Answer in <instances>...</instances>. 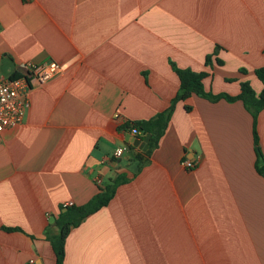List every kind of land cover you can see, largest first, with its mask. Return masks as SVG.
<instances>
[{"label":"crops","instance_id":"0c3cea01","mask_svg":"<svg viewBox=\"0 0 264 264\" xmlns=\"http://www.w3.org/2000/svg\"><path fill=\"white\" fill-rule=\"evenodd\" d=\"M46 61L63 73L33 88L0 141V264H56L47 230L61 208L122 173L131 180L71 231L65 264H264V109L255 122L242 101L194 94L143 165L123 128L170 107L172 63L206 72L211 93L248 82L259 96L264 0H0V74L30 78Z\"/></svg>","mask_w":264,"mask_h":264},{"label":"trees","instance_id":"16d2710c","mask_svg":"<svg viewBox=\"0 0 264 264\" xmlns=\"http://www.w3.org/2000/svg\"><path fill=\"white\" fill-rule=\"evenodd\" d=\"M207 61H209V58H207ZM172 67L180 78V90L176 98L171 102L170 107L165 112H160L150 120L126 123L123 126L124 129L137 128L138 131L143 134L142 139H145L148 134H151L147 151L135 156V159H137L141 165L146 163L152 151L158 147L160 139L163 137L170 124L176 103L187 100L194 94L209 99L211 102H218L222 99L232 103L242 101L244 107L253 115L255 122L257 121L258 114L264 109V88L262 93L257 96L252 86L248 82H245L241 84V92L237 96H232L228 93L214 94L207 91L204 87L203 80L208 77L206 72L197 73L187 68L181 69L174 63H172ZM256 75L264 86V67L258 69ZM17 76L18 75L15 74L12 78H16ZM186 109L190 110L189 107ZM254 141L258 163H260L264 161V156L261 152L262 149L259 137L255 129ZM133 147L134 146H129V149ZM259 171L264 172V166L262 168L259 167ZM130 180L131 177L127 174H119L114 181L107 184L87 203L79 206L72 205L61 208V212L55 219L56 226L53 227L50 225L47 230V240L51 243L57 257L56 264H65L66 241L71 231L79 227L88 216L90 217L106 207L115 197L118 188L128 183ZM65 208L67 211H64Z\"/></svg>","mask_w":264,"mask_h":264},{"label":"built area","instance_id":"2783aa9c","mask_svg":"<svg viewBox=\"0 0 264 264\" xmlns=\"http://www.w3.org/2000/svg\"><path fill=\"white\" fill-rule=\"evenodd\" d=\"M31 77L6 78L0 74V141L6 130L18 127L26 119L30 109L31 92L37 85L44 86L53 81L64 71V66L55 61L34 63L29 65ZM120 120V117H117ZM126 124V123H125ZM131 135L143 138V134L137 128L128 129ZM129 148L118 149L114 158L121 159ZM201 156L194 161L186 160L182 164L187 169L197 167ZM101 182L100 179L97 180ZM30 260L29 264H34Z\"/></svg>","mask_w":264,"mask_h":264},{"label":"water","instance_id":"95a60500","mask_svg":"<svg viewBox=\"0 0 264 264\" xmlns=\"http://www.w3.org/2000/svg\"><path fill=\"white\" fill-rule=\"evenodd\" d=\"M151 138V134H148L144 141L139 140L138 138H130L127 137V140L132 142L135 146H137L140 150L143 152L147 151V148L149 147V141ZM67 211V209H65Z\"/></svg>","mask_w":264,"mask_h":264}]
</instances>
